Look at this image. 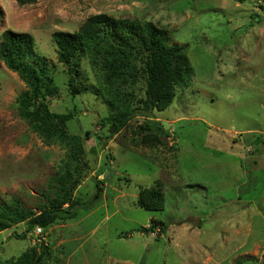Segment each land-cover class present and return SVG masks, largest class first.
I'll return each instance as SVG.
<instances>
[{"label":"rangeland","instance_id":"374dc122","mask_svg":"<svg viewBox=\"0 0 264 264\" xmlns=\"http://www.w3.org/2000/svg\"><path fill=\"white\" fill-rule=\"evenodd\" d=\"M101 13L153 21L170 44H188L190 85L177 86L173 103L154 114L170 134L160 144L140 129L148 114L118 132L102 122L110 111L87 57L77 77L85 91L69 89L53 33L77 31ZM7 29L34 36L58 87L48 104L73 113L68 131L85 141L89 167L75 191L78 216L42 235L36 227L17 238L26 223L1 232L0 264L41 241L53 248L52 264H264V0H0V40ZM25 90L0 62V205L20 200L37 211L67 149L44 143L20 116ZM153 186L165 194L162 211L137 205L142 188ZM151 219L166 229L141 232Z\"/></svg>","mask_w":264,"mask_h":264},{"label":"trees","instance_id":"16d2710c","mask_svg":"<svg viewBox=\"0 0 264 264\" xmlns=\"http://www.w3.org/2000/svg\"><path fill=\"white\" fill-rule=\"evenodd\" d=\"M15 1L29 5L39 0ZM53 40L57 45V59L67 67L69 89L75 95L85 91L78 85L77 77L81 60L88 58L98 84L95 93L102 97L110 111L102 122L109 127L115 126L118 132L130 119L144 113L149 120L140 129L150 135L146 139L151 145L160 144L163 136H170L154 114L173 103L177 86L190 85L193 69L186 55L188 44H170L167 29L153 21L116 18L105 13L90 16L77 31L54 32ZM35 47L32 34L4 30L0 40V62L16 72L27 87L17 98L20 116L47 145L55 142L64 145L67 156L37 211L23 207L20 200L0 205V233L14 225L27 224L23 233L15 234L17 238H26L38 226L47 230L58 219L73 220L82 201L75 191L89 167L85 159V141L68 131L73 113L52 111L48 104L47 99L58 93V87L50 64L36 54ZM96 184L98 191L94 200L102 193L101 180ZM89 204H85L84 209L90 208ZM137 205L147 211H162L165 208L162 188H142ZM156 222L151 219L150 227L142 228L141 232H163L166 223L163 227H155ZM53 254L51 244L41 241L4 264H52Z\"/></svg>","mask_w":264,"mask_h":264},{"label":"crops","instance_id":"0c3cea01","mask_svg":"<svg viewBox=\"0 0 264 264\" xmlns=\"http://www.w3.org/2000/svg\"><path fill=\"white\" fill-rule=\"evenodd\" d=\"M101 176H102V175H99V178H100ZM91 214H92V211H91V209H89L85 214H82V216H83L84 219H86V217H89ZM77 216H78V215H77ZM77 216H76V217H77ZM76 217H75V218H76ZM75 218H74V219H75ZM198 221H199V219H198ZM65 225L68 226V225H69V222H67ZM198 225H199V226L201 225V221L198 222ZM92 230H93V229H92Z\"/></svg>","mask_w":264,"mask_h":264},{"label":"built area","instance_id":"2783aa9c","mask_svg":"<svg viewBox=\"0 0 264 264\" xmlns=\"http://www.w3.org/2000/svg\"><path fill=\"white\" fill-rule=\"evenodd\" d=\"M43 232H44V230H43L42 227H39V226H38V227L36 228V234H37V235H42Z\"/></svg>","mask_w":264,"mask_h":264},{"label":"water","instance_id":"95a60500","mask_svg":"<svg viewBox=\"0 0 264 264\" xmlns=\"http://www.w3.org/2000/svg\"><path fill=\"white\" fill-rule=\"evenodd\" d=\"M241 1V0H240ZM163 227L164 226V222H159V221H157L156 223H155V227Z\"/></svg>","mask_w":264,"mask_h":264}]
</instances>
